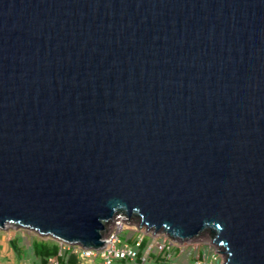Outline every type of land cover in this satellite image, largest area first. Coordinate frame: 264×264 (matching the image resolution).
Returning <instances> with one entry per match:
<instances>
[{
  "label": "water",
  "instance_id": "1",
  "mask_svg": "<svg viewBox=\"0 0 264 264\" xmlns=\"http://www.w3.org/2000/svg\"><path fill=\"white\" fill-rule=\"evenodd\" d=\"M118 213L264 264V0H0V228Z\"/></svg>",
  "mask_w": 264,
  "mask_h": 264
},
{
  "label": "built area",
  "instance_id": "2",
  "mask_svg": "<svg viewBox=\"0 0 264 264\" xmlns=\"http://www.w3.org/2000/svg\"><path fill=\"white\" fill-rule=\"evenodd\" d=\"M129 219L126 214L118 213L108 221L111 224L110 226L105 225L101 238L103 244L97 248L84 247L56 239L59 241L57 253L48 257V264H71L68 261L61 260L66 251L86 258L90 264H114L116 261H125L127 264H178L174 249L176 245L164 232L160 233V237L153 238V241L148 239L141 257H138L139 248L144 237L137 234L133 242H129L123 234V224ZM137 227L140 229L143 226L138 223ZM147 231L149 230L144 227V234ZM151 233L153 234V232ZM152 252H155L159 257H150ZM219 254L218 249L214 252L208 250L207 253H202L201 257L195 256L197 258L193 260V264H218L216 256ZM77 258L80 259V257Z\"/></svg>",
  "mask_w": 264,
  "mask_h": 264
},
{
  "label": "rangeland",
  "instance_id": "3",
  "mask_svg": "<svg viewBox=\"0 0 264 264\" xmlns=\"http://www.w3.org/2000/svg\"><path fill=\"white\" fill-rule=\"evenodd\" d=\"M137 224V219L132 216L131 219H129L127 222H124V231L126 228L130 229V232L135 231L136 234L147 237L151 241H153V238L160 237L161 231L153 232L152 234L149 230L146 234H144V227L139 229L137 227ZM106 225L110 226V222H108ZM166 235L175 245H177L179 248H182V254H185V259H187V257H195L199 252L207 253L208 250H212L214 252L217 249V247L212 243V237L208 231H203L196 237L181 241H176L170 235ZM14 238H17L19 244H22V246L24 247V255L22 258L25 263L21 260V258L15 256V248L10 241L14 240ZM35 240L49 241L56 239L51 236L40 235L35 231L23 227H13L10 224H6L4 228H0V264H30L32 262L38 263L39 260L34 255L32 248V242ZM56 241L57 244H59V241ZM216 257L218 264H222L224 262L223 256L221 254L217 255ZM80 260L81 261L77 264H90V262L84 257H80ZM177 263L182 264V261L178 260Z\"/></svg>",
  "mask_w": 264,
  "mask_h": 264
},
{
  "label": "trees",
  "instance_id": "4",
  "mask_svg": "<svg viewBox=\"0 0 264 264\" xmlns=\"http://www.w3.org/2000/svg\"><path fill=\"white\" fill-rule=\"evenodd\" d=\"M147 241L145 239L142 240L138 257H141ZM32 248L35 256L39 259L38 264H48V257L56 255L58 244L56 240H38L32 242ZM197 256L201 257V253L199 252ZM61 260L64 262L68 261L71 264H77L81 261L75 254L70 253V251H66Z\"/></svg>",
  "mask_w": 264,
  "mask_h": 264
},
{
  "label": "crops",
  "instance_id": "5",
  "mask_svg": "<svg viewBox=\"0 0 264 264\" xmlns=\"http://www.w3.org/2000/svg\"><path fill=\"white\" fill-rule=\"evenodd\" d=\"M127 230V231H126ZM130 229H125L124 231V236L128 238L129 242H133V240L136 237V233L134 232H130ZM6 236V235H5ZM7 238V237H6ZM145 240H148L147 237H144ZM10 240V239H9ZM15 248V256L21 258V260L23 261V255H24V247L22 246V244L20 245L18 242L17 238H14V240H10ZM38 241V240H35ZM175 249V254H176V259L177 261H182V264H193V260L197 257H187V259H185L186 257L184 256L185 254H182V248H179L177 245L174 247ZM34 253V252H33ZM202 254V253H201ZM35 255V254H34ZM77 257H81V256H77ZM150 257H158V255L155 252H152ZM185 257V258H184ZM39 260V259H38ZM24 262V261H23ZM25 263V262H24ZM39 263V261H38ZM36 263H30V264H38ZM136 263H138V261H136ZM114 264H127L125 263V261H116Z\"/></svg>",
  "mask_w": 264,
  "mask_h": 264
},
{
  "label": "bare ground",
  "instance_id": "6",
  "mask_svg": "<svg viewBox=\"0 0 264 264\" xmlns=\"http://www.w3.org/2000/svg\"><path fill=\"white\" fill-rule=\"evenodd\" d=\"M111 224V223H110Z\"/></svg>",
  "mask_w": 264,
  "mask_h": 264
}]
</instances>
